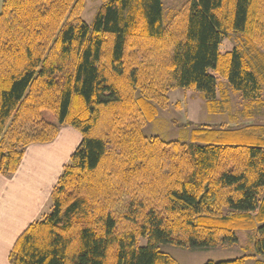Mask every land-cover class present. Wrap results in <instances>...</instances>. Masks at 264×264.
I'll use <instances>...</instances> for the list:
<instances>
[{"label": "trees", "instance_id": "obj_1", "mask_svg": "<svg viewBox=\"0 0 264 264\" xmlns=\"http://www.w3.org/2000/svg\"><path fill=\"white\" fill-rule=\"evenodd\" d=\"M101 1L91 27L84 0H0V173L61 125L81 134L11 264H182L161 245L233 246L238 230L254 253L204 264L264 257V124H196L185 142L143 128L174 81L212 112L219 77L262 104L264 0H189L168 25L164 0ZM232 32L250 52L220 50Z\"/></svg>", "mask_w": 264, "mask_h": 264}, {"label": "rangeland", "instance_id": "obj_2", "mask_svg": "<svg viewBox=\"0 0 264 264\" xmlns=\"http://www.w3.org/2000/svg\"><path fill=\"white\" fill-rule=\"evenodd\" d=\"M84 1L83 19L88 25L93 27L98 14L97 12L103 1ZM188 1L189 0H164L163 22L168 25L170 18L178 13L182 6ZM245 41L246 40L241 35L233 32L229 33L226 38H223L220 50L226 52L233 47L240 46L245 49L246 52H250ZM259 74L263 78L261 92L263 98L262 104H253L254 101L252 102L244 98L242 93L233 89L227 79L219 77L218 99L222 102L217 104L216 111L214 112L209 110L208 103L201 91L195 88L180 87L177 82L174 81L171 90L167 93L166 102L158 103L157 118L153 121L146 122L144 125L145 135L148 137L155 135L165 141H173L175 139L185 142L190 138L191 131L196 124H209L214 126L223 124L229 127H243V125L254 123L264 124V70L260 71ZM137 93L138 95L141 94L139 92ZM225 101H227V103H225ZM43 116L53 123L58 122L56 116L48 110L43 112ZM50 211L51 208L48 212ZM237 235L239 242L233 246L186 248L165 242L160 248L164 252L170 253L182 264H204L207 261H225L227 259H235L236 257L253 254L255 243L254 235H256V231L238 230ZM146 243V237L140 238L139 245H145ZM258 261L260 262L259 264H264V257L256 256V258H250L246 264H256Z\"/></svg>", "mask_w": 264, "mask_h": 264}, {"label": "crops", "instance_id": "obj_3", "mask_svg": "<svg viewBox=\"0 0 264 264\" xmlns=\"http://www.w3.org/2000/svg\"><path fill=\"white\" fill-rule=\"evenodd\" d=\"M59 131L53 142L28 146L16 172L0 173V264H11L18 237L47 214L52 189L80 143L73 127L62 125Z\"/></svg>", "mask_w": 264, "mask_h": 264}]
</instances>
